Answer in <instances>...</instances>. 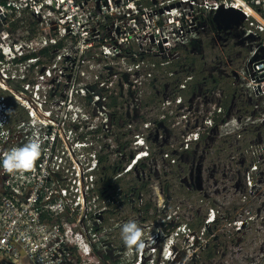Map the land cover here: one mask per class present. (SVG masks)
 Here are the masks:
<instances>
[{"label":"built area","instance_id":"obj_1","mask_svg":"<svg viewBox=\"0 0 264 264\" xmlns=\"http://www.w3.org/2000/svg\"><path fill=\"white\" fill-rule=\"evenodd\" d=\"M246 8L252 15L244 14ZM25 16L35 23V33L39 26L50 36L29 40L28 30L24 36L29 41L0 38V88L11 94L26 112V118L13 120L7 98L0 95V155L33 139L39 142L41 154L22 173L0 169V256L10 264H20L23 256L33 264H127L124 257L106 258V254L115 256L124 252L136 256L132 264H177L186 255L182 248L176 251L177 242L184 237L183 229L199 245L190 255L196 259L208 240L202 234L199 237L192 234L183 224L169 229L168 221L176 218L177 211L162 221L161 231H149L153 224L141 231L143 247L116 246L109 253L110 247L103 239L110 242L109 233L119 227L118 223L108 229L100 216L88 230L84 218L106 211L92 193L95 155L91 164L83 167L81 176L79 143H74L70 130L57 123L51 111L45 109L48 99L45 87L36 83L33 88L27 84L16 90L11 83L22 79L25 65L41 63L38 56L24 58L40 54L46 48L50 49L53 68L57 63L72 61L74 55L69 52L74 47L82 53L78 62L121 56L131 45L138 48L134 54L137 58L157 55L173 60L178 58L180 48L201 41L211 27L219 34L211 39L213 42H228L227 37H232L236 44L245 47L249 42L257 43L249 51L246 64L237 71L236 84L258 114L254 120L247 117L246 124L263 126L264 0H0V23L8 20L4 28L24 23L21 19ZM134 28L154 29L149 45L161 44V49L145 48L138 43L130 32ZM44 72L40 80H52V69L46 68ZM50 90L52 98L55 91ZM175 102L181 104L182 99ZM235 121L238 125L239 119ZM141 158L144 157L137 154L133 164ZM215 220L213 212L203 232Z\"/></svg>","mask_w":264,"mask_h":264},{"label":"rangeland","instance_id":"obj_2","mask_svg":"<svg viewBox=\"0 0 264 264\" xmlns=\"http://www.w3.org/2000/svg\"><path fill=\"white\" fill-rule=\"evenodd\" d=\"M21 21L24 23L15 28L12 25L4 28L3 25H6L8 20L0 23V38L6 37L11 41L25 38L24 41H29L39 36H50L48 31L40 30L39 26L38 32L35 33V23L29 16L23 17ZM28 30L31 33V36L28 35L29 40L24 36V32ZM130 32L145 48L161 49V44L153 47L149 45L150 41H153L151 35L154 34V29L134 28L130 29ZM218 35L210 27L201 41L187 48L200 57L203 70L208 75L223 78L232 75L234 80L237 91L234 93L233 104L224 122H220L218 127H212L210 120L223 101V84L210 87L202 83L195 93L181 104L173 101L180 89L179 83L196 69L195 65L188 64L185 57L182 59L183 64L174 72L177 76L175 79L162 83L160 77L154 74L150 79L156 94L161 96V101L164 102L161 114H156L151 107L144 108V86L141 84L145 81L147 68L141 62L144 60L143 56H134L138 48L132 45L121 56L100 57L85 62H78L82 53L74 47L69 52L74 55V59L57 63L55 68L52 67L54 62L50 57L37 52L41 63L36 62L29 67L25 65L21 72L22 79L12 82L11 86L21 90L27 84L33 88L36 83H41L45 87L48 97L45 109L51 111L52 118L54 117L57 123H62L65 129L70 130L71 140L79 143L77 153L81 163V176L83 167L91 164L96 152L117 157L119 142L125 143L129 140L130 145L126 150L142 157H146V146L152 148L153 155L143 159L142 163L135 167L134 174L150 180L148 198L158 204L160 210H167L168 203L171 202L177 205L175 211L178 214L176 218L168 221V228L174 229L187 221H195L198 224L205 220L207 223L213 212L219 217L215 226H212L213 234L210 238L218 235H224V238L218 240L215 257L204 259L201 264H264V125L246 124L247 117L254 120L258 114L236 84L237 71L246 64L249 51L257 43L249 42L248 47H245L236 44L232 37H227L228 42H213L211 39L217 38ZM177 54L181 56L180 52ZM159 57L163 59L165 56ZM46 68L52 69L53 77L52 80L44 82L40 77L45 74ZM108 87L120 96L123 108L129 115L132 131L128 138L124 135L126 131H121L119 136L108 131L110 118L103 98ZM50 89L55 91L52 98ZM0 95L7 98L13 120L26 118L25 110L19 107L11 94L3 92L0 88ZM237 118L238 125L235 121ZM198 131H207V137L194 144L192 155L179 152L175 164L165 161L164 153L167 147L173 148L181 145L183 141L186 143L194 139ZM121 155L123 158L124 153ZM253 176L255 182L252 180ZM169 177L175 184L166 199L161 185L164 179ZM101 191L103 192L100 197L110 198L112 202L119 197L118 192L114 198L111 188ZM99 203L100 207H106L107 211L108 202L103 200ZM100 216L102 217L98 211L84 217L88 230ZM129 221H135L141 231H145V227L152 224L153 227L149 231L159 232L160 228H163V220L144 223L143 217L138 214L120 220V229ZM181 233L184 237L177 243L182 246L186 255H183L184 259L177 264H191L195 258L190 255L197 251L199 245L193 241V236L185 234L183 229ZM114 238L110 242L123 241L121 231L115 233ZM103 241L108 243L109 253H112L116 243H110L108 239ZM120 257H124L127 264L134 263L136 258L134 254L125 255L124 252L114 256L118 259Z\"/></svg>","mask_w":264,"mask_h":264},{"label":"trees","instance_id":"obj_3","mask_svg":"<svg viewBox=\"0 0 264 264\" xmlns=\"http://www.w3.org/2000/svg\"><path fill=\"white\" fill-rule=\"evenodd\" d=\"M18 24H12V27L15 28ZM18 27V26H17ZM50 49L46 48L41 50L40 54L49 56ZM179 52L181 56L176 59L168 60V58L159 57L157 55H144L142 58L144 60L141 62L147 68L145 81L142 82L141 85L144 86V95H143V105L144 108L151 107L156 114H161L162 104L164 102L161 101V96L156 94V89L153 88L154 84L150 83V79L153 78V74L160 77V81L164 83L167 80H173L177 76L175 75V71L183 64L182 59L185 57L186 61H188L189 65H195L196 69L193 73L187 74L183 81L179 83V88L181 85H185L184 89H179L177 95L174 97L173 101L175 102L178 98L182 99V102L189 99L196 91L197 87L205 83L210 87H217L221 84L224 86V92L222 94L223 101L220 107L215 111V116H212V124L213 127H218L220 122H224V118L227 116L228 112L231 109L233 104L234 93L237 91V88L234 86V80L232 75L228 78L219 77L217 75H208L203 70V63L200 61V57L196 56L193 52H190L187 48H180ZM183 55V57H182ZM37 54L32 53L31 55L26 56L24 59L29 57H36ZM23 59V60H24ZM164 78V80H161ZM191 78V80H188ZM105 108L109 113L110 118V129L109 132L114 134L115 136L121 135V131H126L124 135L126 138L129 137L130 132L132 131V126L129 123V115L123 108V103L121 102L120 96L113 91L112 88H107V91L103 94ZM207 112H209V108H206ZM152 113V112H151ZM193 134V132H192ZM207 137V131H198L194 135V139L187 141L179 146L170 148H166V152L164 153L166 160L169 163H176V159L179 156V152L192 155L194 150V144L196 142L202 141ZM130 145L129 140L125 141V143L118 144V152L117 157H112L108 153H95V158L97 160V167L94 170L93 176L94 178V187L92 193L98 199L99 202L106 201L108 202L107 211L102 213V223L103 226H106L108 229H113L116 224L122 220L127 219L132 215H141L143 217L144 223H151L157 220H164L167 217H171L175 212V203H168V209L162 211L160 210L159 205L153 203L151 199L148 198L150 194V180H146L144 178H140L136 174H134V169L137 165L142 163V160L145 158H149L153 155V149L146 146V157L141 158L133 164L134 160L138 153H134L131 151H127L128 146ZM124 153V157H122L121 153ZM119 156V157H118ZM133 166L128 169V166ZM152 175V174H151ZM150 175V178H151ZM166 176V175H165ZM164 176V177H165ZM167 177V176H166ZM253 182H255V177H252ZM175 184L174 180L169 177L165 178L162 182V191L164 197H168L170 189ZM108 188H111L113 191L114 198L119 192V197L114 199L113 203L110 198H102L101 190L106 191ZM102 200V201H100ZM165 203V201H164ZM121 207V208H119ZM167 205L164 206L166 208ZM169 212V213H168ZM180 219V217H179ZM219 220V217L216 216L215 222L211 225V227L203 232V229L206 227L205 220H201L198 224L195 221H187L180 223L185 226L192 234L199 237L201 234L203 238L208 240V244L204 247L200 248V254L196 257V259L191 264H201L204 259H211L215 257L216 246L218 244V240L224 238V235L214 236L212 238V226H215V223ZM179 226V225H178ZM118 231H121L120 227L111 231L109 235V240L111 241L114 238V234ZM223 236V237H222ZM115 240V238H114ZM111 243H116V246H122L123 248H129L131 246H127L123 241H112ZM113 247V248H114ZM181 246L177 245L176 251L181 250ZM97 254V250L94 251ZM113 255H107L106 258H113ZM82 258V256H80Z\"/></svg>","mask_w":264,"mask_h":264},{"label":"clouds","instance_id":"obj_4","mask_svg":"<svg viewBox=\"0 0 264 264\" xmlns=\"http://www.w3.org/2000/svg\"><path fill=\"white\" fill-rule=\"evenodd\" d=\"M41 154L40 144L36 140H29L22 146L13 147L0 155V169L7 173H22L29 170ZM121 238L125 245L137 248L143 247L141 229L135 221L123 224Z\"/></svg>","mask_w":264,"mask_h":264},{"label":"crops","instance_id":"obj_5","mask_svg":"<svg viewBox=\"0 0 264 264\" xmlns=\"http://www.w3.org/2000/svg\"><path fill=\"white\" fill-rule=\"evenodd\" d=\"M0 264H10L9 261L4 258L3 256H0ZM20 264H33L29 259H27L25 256L21 258Z\"/></svg>","mask_w":264,"mask_h":264},{"label":"bare ground","instance_id":"obj_6","mask_svg":"<svg viewBox=\"0 0 264 264\" xmlns=\"http://www.w3.org/2000/svg\"><path fill=\"white\" fill-rule=\"evenodd\" d=\"M244 14L252 15L251 10H249V9H247V8L245 9Z\"/></svg>","mask_w":264,"mask_h":264},{"label":"water","instance_id":"obj_7","mask_svg":"<svg viewBox=\"0 0 264 264\" xmlns=\"http://www.w3.org/2000/svg\"><path fill=\"white\" fill-rule=\"evenodd\" d=\"M238 20V19H237ZM236 24H238V21L236 22Z\"/></svg>","mask_w":264,"mask_h":264}]
</instances>
